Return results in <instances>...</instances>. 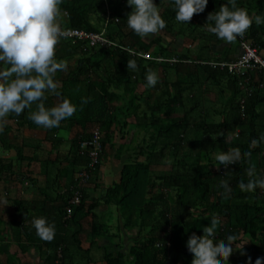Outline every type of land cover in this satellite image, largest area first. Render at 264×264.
Returning <instances> with one entry per match:
<instances>
[{
	"label": "trees",
	"instance_id": "16d2710c",
	"mask_svg": "<svg viewBox=\"0 0 264 264\" xmlns=\"http://www.w3.org/2000/svg\"><path fill=\"white\" fill-rule=\"evenodd\" d=\"M156 3L166 20V27L159 31L161 35L156 39L146 41L127 25L126 16L131 11L127 0H63L60 5L63 28L88 32L104 29L108 40L114 44L90 46L86 40L69 38H61L57 44L56 57L73 63L69 64L67 72L56 74L59 75V78H55L61 95L55 100L48 98L45 104L51 107L67 97L77 105V111L63 120V125L47 129L44 141L50 144L48 157L59 148L61 142L56 133L64 125L75 132L69 143L70 153L73 164L80 169L86 165L87 158L80 154L79 144L89 140L95 128L101 131L102 162L114 147L117 131L123 137L129 126L138 129H134V133L144 132L143 139L148 144L144 148L140 145L139 153L145 154V159L124 164L120 182L107 193L120 208L124 225L136 227L139 238L129 250L132 256L129 263L124 262L122 255H108L107 264H191L193 257L186 241L193 232L202 235L203 227L211 225L214 217L217 220V239L224 240L229 234H236L239 237L236 243H249L247 248L244 246L248 250L244 252L246 254L232 260L230 256L225 264H248L249 256L254 264L257 257L264 255V188L257 187L254 192L243 191L239 188V182L248 181L245 171L249 167H256L259 174L264 171V155L261 152L264 142L255 148L249 147L253 138H259L264 133V70L232 74L227 69L211 68L201 63L232 61L236 58L213 55L209 43L216 41H211L214 38L206 34L210 32L209 24L213 23L207 20L208 13L219 11L227 0H208L205 10L194 14L189 23L176 20L174 0H156ZM236 3L250 15L264 14V0H236ZM243 36L254 47L264 49L263 24L253 22ZM239 38L236 40L239 41ZM178 41H199L200 47L194 53L191 45L178 50L174 48ZM122 47L148 53L152 58L146 60L134 56ZM209 51L214 59L207 57L210 56L206 53ZM172 57L177 61L169 64L168 60ZM157 58L163 60L158 62L155 60ZM132 59L137 62L136 70L127 67V61ZM149 69L159 74L160 80L153 88L154 92L156 88L159 92L155 95L148 93L142 98L135 94V86L138 82L146 84ZM169 75L173 76L171 80ZM224 82L233 94H241V98L245 96V88L252 89L244 110L240 106V97L235 102L231 99L227 107L231 119L224 118L215 123L199 120L192 127L189 118L197 108H202L200 96L206 92L204 86L207 90L209 86H214L222 92ZM126 98L130 101L125 102ZM144 105L147 109L143 108ZM179 107L183 110L181 114L177 113ZM26 112L27 108L20 115L10 113L3 132L10 129L13 122L20 130L36 128L38 125L27 119ZM235 129L239 130L237 137L230 134ZM197 130L201 137L191 140ZM187 142L197 147L198 161L182 165L179 154ZM3 147L14 149L18 159H27L21 145L3 141ZM189 147L193 150V145ZM233 147H239L242 153L250 152L251 155L243 156L239 164L229 165L228 168L214 165L211 157L214 150ZM134 148L136 152L137 145ZM169 158L170 171L153 175L157 165ZM181 166L189 168L190 172L182 170ZM14 170L13 161L0 157V181L12 179ZM221 179L230 181V195L223 194L219 185ZM157 188L160 190L157 191ZM165 188L174 189L175 193L169 194ZM69 196L57 209L63 224L73 222L82 215L90 216L92 235L108 234L107 228L96 221L92 211L94 206L88 205L85 192L81 203L74 206L68 216L66 207ZM61 239L53 238L47 242L53 247L50 256L52 264H64L67 250ZM58 248L61 249V258L58 257Z\"/></svg>",
	"mask_w": 264,
	"mask_h": 264
},
{
	"label": "clouds",
	"instance_id": "9594fccd",
	"mask_svg": "<svg viewBox=\"0 0 264 264\" xmlns=\"http://www.w3.org/2000/svg\"><path fill=\"white\" fill-rule=\"evenodd\" d=\"M63 0H0V132L4 131L6 117L10 113L20 115L26 108L36 104V111L29 118L45 129L59 127L61 122L70 118L77 111V105L70 98H62L54 106L45 104L47 93H56L58 82L56 74L67 72L68 61L56 57V46L67 31L62 27ZM131 11L127 13V25L137 35L148 39L166 27L156 0H127ZM208 0H174L175 18L189 23L194 14L205 10ZM207 20L209 31L226 42L235 41L243 36L252 26L264 24V14L250 15L246 9L239 7L236 0H227L219 11L209 12ZM128 69L136 70V60L127 61ZM160 77L157 71L149 69L146 73V88H154ZM86 102V101H85ZM264 142V133L253 138L249 147H258ZM250 152H241L239 147L218 152L216 165L228 168L239 164L243 156ZM248 181L241 180L239 188L254 192L257 187L264 188V175H259L255 167L247 169ZM223 194L232 192L230 181L219 182ZM0 204H8L0 197ZM217 220L203 227V234L193 232L186 241L188 251L192 254L191 264H225L236 247L239 238L229 234L226 239H217ZM33 227L44 240L55 236V223L45 216L34 219ZM219 258V259H218ZM248 264H253L249 256ZM254 264H264V257H257Z\"/></svg>",
	"mask_w": 264,
	"mask_h": 264
},
{
	"label": "crops",
	"instance_id": "0c3cea01",
	"mask_svg": "<svg viewBox=\"0 0 264 264\" xmlns=\"http://www.w3.org/2000/svg\"><path fill=\"white\" fill-rule=\"evenodd\" d=\"M145 40L150 41L153 38ZM177 43L174 48L183 50ZM237 50L229 52L227 45L226 48L222 45L219 52L214 50V55L222 57L226 54L231 59L241 53L240 48V51ZM173 58L175 57L171 59ZM68 64L71 62L68 61ZM56 77L59 78V75ZM59 88L58 85L56 93H47V99H58L61 95ZM204 88L206 91L205 86ZM144 89L152 94L150 88ZM155 92H159L158 88ZM138 95L144 98L147 93ZM143 108L147 109L146 105ZM34 129L38 133L30 144L34 148L32 156L29 155V160H24V166L28 168L27 175L16 174L17 176L13 175L10 180L0 181V197L8 203L0 204V264H52L50 256L53 247L47 243L49 240L41 239L33 227L34 219L40 216H45L55 223L54 238H62L61 241L66 244L64 264H107L108 255H122L129 263L132 260L129 250L139 238L138 230L136 227L129 228L124 225L120 208L107 193L120 182L124 164L135 160L132 155L135 153V144L131 139V126L127 127L128 132L124 137L118 131L115 133L114 147L106 159H103L92 180L83 187L88 205L94 206L92 211L96 215V221L108 231V234L99 236L92 235L90 216L82 215L73 222L63 224L57 214L58 206L71 194L80 169L78 165L73 164L70 153L69 143L75 132L66 125L61 127L56 133L61 142L59 148L48 157L50 144L44 141L47 129L40 125ZM40 147L44 149L41 150ZM112 214H115L114 217Z\"/></svg>",
	"mask_w": 264,
	"mask_h": 264
},
{
	"label": "rangeland",
	"instance_id": "374dc122",
	"mask_svg": "<svg viewBox=\"0 0 264 264\" xmlns=\"http://www.w3.org/2000/svg\"><path fill=\"white\" fill-rule=\"evenodd\" d=\"M206 34H208L210 37L214 38L211 41H216L214 43H211V42L209 43L210 44L209 46L211 47L213 55H214V50L216 52H219L222 49V45H224L225 48L227 45V50L229 52H235L237 49L239 50V48H240V44H239L238 40H235L232 42H226V41L219 39L216 34L214 35L211 32L206 33ZM159 35H161V32L158 31L156 34H153L152 38L156 39ZM164 40L167 42V39H164ZM198 43H199V41H198ZM198 43H196V42L191 43L190 41H186L185 43H183L182 41H179L177 43V46L179 48H181L183 46H184V48H188L191 45V46H193V49H192L193 52L192 53H194L200 47L198 45ZM257 49L259 51V55L261 56V58L264 59V49H260V48H257ZM206 53H208L210 55V51L206 52ZM211 56L212 55L207 56V57L211 58ZM223 56L226 57V54ZM212 58H213V56H212ZM220 58H222V57H220ZM220 61H223V60H220ZM224 61H226V60H224ZM70 62L73 63V61H70ZM169 64H172V63L169 62ZM172 77L173 76L169 75V80H171ZM163 78H164V76L161 75V79H163ZM225 84L226 83L224 82L223 86H222V92H219L218 89L214 88V86H209L210 87L209 90L206 89L205 94L200 96V98H202V108H201V110L199 108H197V111L195 110L196 113H194L193 116H191L189 118V122L192 124V127L194 124H197L199 122V120L202 122L207 121V122H214L215 123V122H219V121L223 120L224 118L231 119V116H232L231 113L229 111L227 112L228 103L231 102V99H233L234 102L237 101V99L240 97L241 94H233L232 91L230 89H228V87L225 86ZM239 84H240V86L242 85L241 83H239ZM144 88H146L145 85L138 82L137 85L135 86V92H136L135 94L142 93V95H143V92H146L148 94V92H147L148 90L144 91L145 90ZM243 88H245V87H243ZM150 90L152 92V95L156 94V92H154L153 88H150ZM124 101L128 102L130 100H128L126 98V100H124ZM120 103H123V101H121ZM225 104H226V106H224ZM35 105L36 104L34 103L30 108H27V112H26L27 113V119L30 120L31 122H32V120L29 118V116H30L31 112L36 111ZM186 106L189 107L190 105L186 104ZM182 112H183V110L179 107L177 110V113L181 114ZM15 123L16 122H13L12 123L13 126H11L10 129L6 130L5 132H0V136H1V139H0V157L3 158L5 161H13V163H15L14 176L16 174L17 175L21 174L20 176H22V175L24 176V175H27V173H28V172H26L28 170V168H26V166H24L25 165L24 160L18 159L17 154L14 151V149H6L5 147H3V141L11 142V143L16 144V145H21L23 148V154H27L26 160H29L28 157H29V155L32 156V151L34 149L31 147L30 144H31L32 138H34V136L37 135L38 132H35L36 129L30 128V127L29 128H23L22 130H20V129H18L19 128L18 125L17 124L15 125ZM194 127H195V125H194ZM134 129L138 130L136 127ZM134 129H133V127H131V129H130L131 137L133 139V143L135 145H137L136 152L134 154H132L133 159L144 160L146 156H145V154L141 155L139 153V150L141 149V147H139V146L143 145L142 148L146 147L148 144V141L143 139L145 135H144V132L142 130L139 133L138 132L134 133ZM193 134H194V136L191 137V140H198L201 137V133L199 130H197ZM230 134L233 137H237L239 134V130L235 129ZM131 137L128 136L129 139ZM129 139H127V140H129ZM142 141L144 142V144H141ZM191 145H193V150L191 149V147H189ZM40 149L43 150L44 148L40 147ZM145 149H143L144 152L146 151ZM220 151H221L220 149H216L212 153L211 157L213 159L214 165L219 164V161H217L215 159V156ZM261 152H262V155H264V145L261 149ZM179 158H180L179 160L182 161V165H189V164L194 163L196 160L198 161L197 147L195 146V148H194V144H192L190 142L185 143L183 145V148L180 151ZM169 160H170V158L167 159L166 162H164L160 165H157V167L155 168L156 173H154L153 175L158 174L159 172L160 173H168L170 171V167H171L170 164H168ZM180 168L182 170L185 169L187 171V173L190 172L189 168H186V167L183 168V166H181ZM256 170H257V168H256ZM245 173L247 174V170L245 171ZM257 173H258V171H257ZM259 175H264V171H263V173L261 172V174H259ZM157 184H159V181H157ZM75 185H77V181H76V184H74V186ZM162 189H164V188H162ZM165 189L167 190V192L169 194L175 193L174 189H170V188H165ZM156 190L159 191L160 188H157ZM263 192H264V189H263ZM114 215L115 214H112V217H114ZM124 221H125V219H124ZM241 244H243V242L238 241L236 243V247L239 248L241 246ZM248 245H249V243L245 242L242 249H234L233 253L231 254V260H232V258L238 259L240 256H242L243 253L247 250V249H244V246H246V248H247ZM244 254H246V253H244ZM263 256L264 255H262L261 257H263ZM124 262H127V260L124 259Z\"/></svg>",
	"mask_w": 264,
	"mask_h": 264
},
{
	"label": "built area",
	"instance_id": "2783aa9c",
	"mask_svg": "<svg viewBox=\"0 0 264 264\" xmlns=\"http://www.w3.org/2000/svg\"><path fill=\"white\" fill-rule=\"evenodd\" d=\"M109 15V12H107ZM67 31V36L62 38H69L74 40H86L90 46H97L98 44H114L108 40L104 29L98 32H88L74 28H64ZM241 53L232 61H202L201 63L216 69H227L232 74H245L250 71L264 70V59L258 53L256 47L244 39V36L239 38ZM123 49H127L122 47ZM134 56L149 60L152 57L145 52H135L127 49ZM161 62L162 58L155 59ZM169 62H176V59H170ZM252 94V89L245 88V96L240 99L241 109L244 110L246 100ZM79 152L87 158V163L82 167L76 176L77 185L71 190L66 207L68 216L72 213V208L79 205L83 197V187L91 180L93 173L102 162L103 145L102 136L99 128H95L89 140L82 141L79 144ZM58 257L61 258V249L58 248Z\"/></svg>",
	"mask_w": 264,
	"mask_h": 264
}]
</instances>
